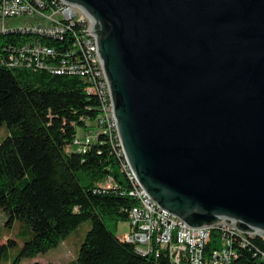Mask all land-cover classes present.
I'll return each instance as SVG.
<instances>
[{
	"label": "water",
	"instance_id": "obj_1",
	"mask_svg": "<svg viewBox=\"0 0 264 264\" xmlns=\"http://www.w3.org/2000/svg\"><path fill=\"white\" fill-rule=\"evenodd\" d=\"M96 35L138 183L192 228L264 238V0H62Z\"/></svg>",
	"mask_w": 264,
	"mask_h": 264
},
{
	"label": "trees",
	"instance_id": "obj_2",
	"mask_svg": "<svg viewBox=\"0 0 264 264\" xmlns=\"http://www.w3.org/2000/svg\"><path fill=\"white\" fill-rule=\"evenodd\" d=\"M72 40L70 33L62 39L0 33V128L7 124L10 130L0 142V210L7 227L20 221L32 230L11 264L56 248L87 220L92 227L68 264H173L165 249L143 255L117 237L119 224L129 221L137 200L123 170L124 158L109 136L98 133L85 152L75 144L79 129L84 135L99 130L101 101L88 93L86 80L6 65L12 46L39 42L55 49L57 62L67 57ZM14 244L8 239L0 245V264ZM219 247L220 233L214 230L205 249L211 253ZM235 248L239 256L234 264H264L263 238Z\"/></svg>",
	"mask_w": 264,
	"mask_h": 264
},
{
	"label": "built area",
	"instance_id": "obj_3",
	"mask_svg": "<svg viewBox=\"0 0 264 264\" xmlns=\"http://www.w3.org/2000/svg\"><path fill=\"white\" fill-rule=\"evenodd\" d=\"M77 9L62 0H0V33L32 32L55 39H62L70 33L73 37L67 57L57 62L54 48L32 41L12 46L6 65L11 68L46 69L57 75H80L88 84V93L99 97L101 112L96 122L99 130L83 137L77 136L75 144L85 152L101 133L109 136L118 155L124 158L123 170L132 184L131 195L136 198L137 205L129 212L130 233L117 236L121 241L135 245L143 255L159 248L165 249L173 264H234L239 256L235 246L245 248L256 236L246 235L223 224L189 227L162 209L136 180L117 134L108 83L98 62L96 35L88 30L87 19L79 17ZM14 17H37L42 22L16 29L7 28L5 20ZM214 230L220 233V247L208 253L205 248Z\"/></svg>",
	"mask_w": 264,
	"mask_h": 264
},
{
	"label": "rangeland",
	"instance_id": "obj_4",
	"mask_svg": "<svg viewBox=\"0 0 264 264\" xmlns=\"http://www.w3.org/2000/svg\"><path fill=\"white\" fill-rule=\"evenodd\" d=\"M79 17L87 19V15L82 9H77ZM88 21V20H87ZM42 22L37 17H14L5 20V26L10 29L21 28L24 26H33ZM2 25L0 24V29ZM96 132L97 128H92ZM10 135V130L7 124L0 128V142ZM79 136H84V131L79 129ZM8 218L6 214L0 210V245L6 243L8 239L15 241V244L10 247L2 259V264H11L17 255L20 253L24 243L32 236L31 228L24 222L16 221L12 227H7L6 222ZM92 227L91 220L82 222L76 229L71 231L66 238L54 249L47 253H43L34 259H24L20 264H68L77 258L78 250L84 242L88 232ZM130 223L122 222L118 226L117 236H124L130 233Z\"/></svg>",
	"mask_w": 264,
	"mask_h": 264
}]
</instances>
